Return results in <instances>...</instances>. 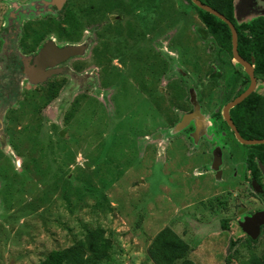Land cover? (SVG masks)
<instances>
[{"label": "rangeland", "instance_id": "1", "mask_svg": "<svg viewBox=\"0 0 264 264\" xmlns=\"http://www.w3.org/2000/svg\"><path fill=\"white\" fill-rule=\"evenodd\" d=\"M233 8L264 16V0ZM200 27L187 0H0V264H36L97 226L111 243L99 264L264 255L263 227L240 228L264 207L248 148L221 115L245 74ZM48 40L83 51L33 81Z\"/></svg>", "mask_w": 264, "mask_h": 264}, {"label": "trees", "instance_id": "2", "mask_svg": "<svg viewBox=\"0 0 264 264\" xmlns=\"http://www.w3.org/2000/svg\"><path fill=\"white\" fill-rule=\"evenodd\" d=\"M187 1L190 2V0ZM198 1L224 16L233 25L237 35L238 55L251 64L255 78L264 80V16L257 15L246 22H238L233 0ZM193 8L203 25L196 29L199 37L204 40L210 36L218 49L228 52L231 56L230 32L226 24L195 6ZM245 79L247 81L246 76ZM238 94L240 92L236 93ZM229 117L241 138L264 139V97L252 93L229 110ZM246 148L248 151L245 158V169L254 177L259 171L258 166L264 161V145H253ZM110 251V240L104 236V230L97 226L69 247L50 251L43 260L36 264H99L107 259ZM175 264H193V262L180 256V260ZM241 264H264V255L261 257L251 255Z\"/></svg>", "mask_w": 264, "mask_h": 264}, {"label": "water", "instance_id": "3", "mask_svg": "<svg viewBox=\"0 0 264 264\" xmlns=\"http://www.w3.org/2000/svg\"><path fill=\"white\" fill-rule=\"evenodd\" d=\"M193 6H195L198 9H201L210 15L218 18L222 22L226 24V26L229 29L230 32V44H231V58L232 61L238 64L244 74L247 76L249 80V84L247 88L241 92L239 95L234 97L231 101L226 103L224 107L222 108V119L227 125V127L232 132L235 140L243 146H253V145H264V139H253V140H246L242 139L236 128L234 127L230 117H229V110L234 108L236 105L241 103L246 97H248L255 86V78L253 76V67L248 63L247 61L243 60L237 53V35L235 32V29L233 25L221 14L213 10L212 8L208 7L207 5H204L200 3L198 0H190ZM83 49L81 46H64V47H56L51 42H47L39 51L37 56L34 60L35 70L38 68H41L46 65L53 64L52 62H47V60L54 59V62H62L72 56L80 55L82 53ZM45 61L47 63H45ZM55 64V63H54ZM216 174H219V171H217ZM261 225H264V211L254 213L251 217L244 219L242 223H240L241 231L247 235L249 238H255L258 235L259 227Z\"/></svg>", "mask_w": 264, "mask_h": 264}, {"label": "flooded vegetation", "instance_id": "4", "mask_svg": "<svg viewBox=\"0 0 264 264\" xmlns=\"http://www.w3.org/2000/svg\"><path fill=\"white\" fill-rule=\"evenodd\" d=\"M55 7H57V6H55ZM63 7V5H61L60 7H57V8H62ZM262 12H260V14H258V15H262L261 14ZM257 16V15H256ZM47 42H51L53 45H55L53 42H54V40H48V41H44L43 43H41L40 45H39V47L37 48V50H36V52L34 53V55H33V59H32V63H31V65H30V69L29 70H27L28 69V67H27V65H26V70L28 71V74H29V76L31 77V79L33 80V81H41V79H43L44 77H46V76H48V75H46V74H49V71L48 70H50V69H52L53 67H55V66H57V65H60V64H62V63H64L66 60H68V59H66V60H64V61H62V62H58V63H56V61L54 62V59H52V60H47V62H52L53 64H51V65H46V66H43V67H41V68H38L37 70H35V65H34V60H35V57L37 56V54L39 53V51L41 50V48L47 43ZM56 46V45H55ZM56 47H59V46H56ZM64 47V46H63ZM72 57H74V56H72ZM71 58V57H70ZM46 61H45V63H47ZM55 63V64H54ZM249 63V62H248ZM251 65V64H250ZM47 70V71H46ZM246 76V75H245ZM254 76V75H253ZM247 77V76H246ZM255 78V77H254ZM259 80H261V79H259V78H255V86H254V89H253V91H252V93L253 94H256V95H258L257 93H255L254 92V90L257 88V85H258V81ZM248 84H249V80H248V78H247V81H246V86L243 88V89H240V90H238L236 93H238V92H243L246 88H247V86H248ZM251 93V94H252ZM250 94V95H251ZM239 95V94H238ZM237 95L235 94L233 97H232V99L234 98V97H236ZM258 96H260V97H263L262 95H258ZM247 98V97H246ZM231 99V100H232ZM230 100V101H231ZM224 122V121H223ZM225 123V122H224ZM226 125V124H225ZM227 126V125H226ZM235 127V126H234ZM228 128V127H227ZM229 129V128H228ZM229 131H230V129H229ZM231 132V131H230ZM238 132V131H237ZM231 134H232V132H231ZM232 136H233V134H232ZM240 136V135H239ZM234 137V136H233ZM235 139V138H234ZM243 139V138H242ZM236 141V140H235ZM237 142V141H236ZM238 143V142H237ZM245 147H247V146H245ZM245 158H246V155H245ZM244 165H245V163H244ZM260 166V167H259ZM258 166V169H259V171L256 173V175L254 176V177H252V173L251 172H249V171H247L246 169H245V172H247L248 173V175L250 176V178H252L256 183L254 184L255 186H253V187H251V189L261 198V200H262V202L264 203V161H263V163L261 164V165H259ZM262 178V180H260L259 181V178ZM249 178V177H248ZM252 182L250 181V185L252 186ZM262 211H264V207H263V210ZM252 216V215H251ZM263 227V229H264V225L263 226H261L260 228H259V230L261 229Z\"/></svg>", "mask_w": 264, "mask_h": 264}]
</instances>
